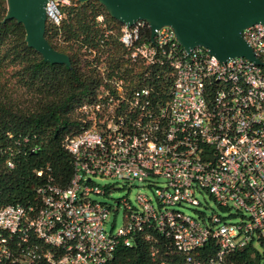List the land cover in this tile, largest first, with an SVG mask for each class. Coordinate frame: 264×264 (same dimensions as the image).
I'll use <instances>...</instances> for the list:
<instances>
[{
    "label": "built area",
    "instance_id": "2783aa9c",
    "mask_svg": "<svg viewBox=\"0 0 264 264\" xmlns=\"http://www.w3.org/2000/svg\"><path fill=\"white\" fill-rule=\"evenodd\" d=\"M74 3L49 1L47 23L59 26L63 8ZM244 39L259 64L241 57L221 62L202 47L188 53L169 27L157 30L152 42L145 21L123 26L119 40L136 69L172 72L169 101L155 104L147 87L106 80L77 110L81 131L66 138L74 160L70 185L41 187L38 207L0 211V264H107L119 248L155 236L167 243L166 254L183 258L180 264H203L199 253L210 242L217 248L212 264L246 248L264 256V24L246 29ZM95 177L162 179L158 207L145 195L137 197L138 206L124 200V225L108 234L111 209L91 200L107 193ZM197 191L245 216L237 224L215 217L207 225L171 209L199 206ZM152 256L160 258L158 248Z\"/></svg>",
    "mask_w": 264,
    "mask_h": 264
},
{
    "label": "trees",
    "instance_id": "16d2710c",
    "mask_svg": "<svg viewBox=\"0 0 264 264\" xmlns=\"http://www.w3.org/2000/svg\"><path fill=\"white\" fill-rule=\"evenodd\" d=\"M7 11V0H0V211L38 207L41 187L70 185L74 160L66 138L81 131L77 110L97 96L106 80L123 78L132 88L147 87L152 101L162 105L174 81L169 69L151 68L146 75L150 67L136 69L130 63L119 40L123 25L95 0L64 7L59 26L47 23L48 42L69 56L71 67L45 62L28 46L22 24L4 22ZM166 246L158 236L139 238L133 248H119L107 264L182 263L181 256L166 254ZM155 248L158 259L152 256ZM216 256L213 242L199 253L203 264H212ZM224 264H264V256L246 248L227 255Z\"/></svg>",
    "mask_w": 264,
    "mask_h": 264
},
{
    "label": "water",
    "instance_id": "95a60500",
    "mask_svg": "<svg viewBox=\"0 0 264 264\" xmlns=\"http://www.w3.org/2000/svg\"><path fill=\"white\" fill-rule=\"evenodd\" d=\"M51 0H7L4 22L22 24L28 46L45 62L71 67L68 55L55 50L46 38V5ZM81 4L92 0H71ZM108 15L131 27L145 21L154 41L157 30L169 27L183 49L205 48L221 62L241 57L260 63L244 39V31L264 24V0H95Z\"/></svg>",
    "mask_w": 264,
    "mask_h": 264
},
{
    "label": "rangeland",
    "instance_id": "374dc122",
    "mask_svg": "<svg viewBox=\"0 0 264 264\" xmlns=\"http://www.w3.org/2000/svg\"><path fill=\"white\" fill-rule=\"evenodd\" d=\"M93 182L99 188H104L107 193L103 195H91V200L106 204L111 209V214L105 223V231L108 234L116 233L124 225V200H128L132 205L138 206L136 199L139 195H145L153 198L155 206L158 202L155 198L157 187H163L164 181L159 178H150L146 182L115 180L111 178L95 177ZM196 199L200 202L199 206L191 204H182L171 209L184 213L187 216L199 221L201 224H210V220L219 217L222 223L237 224L240 223L245 213H239L238 207L225 210L205 191H197ZM242 212V211H241ZM255 250L262 254V247L256 243Z\"/></svg>",
    "mask_w": 264,
    "mask_h": 264
}]
</instances>
